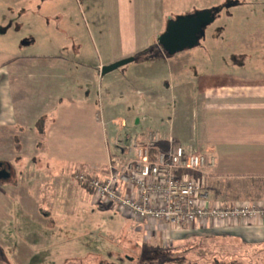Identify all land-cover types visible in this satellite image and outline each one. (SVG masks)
Returning <instances> with one entry per match:
<instances>
[{"label": "crops", "instance_id": "0c3cea01", "mask_svg": "<svg viewBox=\"0 0 264 264\" xmlns=\"http://www.w3.org/2000/svg\"><path fill=\"white\" fill-rule=\"evenodd\" d=\"M33 1L34 9L43 8L44 4H38L37 0ZM78 1L81 6L84 1L85 10L90 11L85 12L86 16L91 18L90 43L98 50L99 55L98 66L93 72L89 68L73 72L72 68L54 65V71L50 73H41L30 68L27 70L20 66L15 74H9L8 67L19 66L23 60L20 57L9 58L6 62L0 63V146L6 144L8 134L20 131L19 136L13 135L12 140L14 144H20V206L25 212L27 204L25 200L24 203L22 202V195L28 199L32 196V204L33 197L38 198V202H46V205L44 203L40 207H37V203L30 205L32 211H29L37 223L46 227L50 224L52 226L55 221L51 216L58 214L64 218L73 217L72 203H69L73 193L80 196L86 193L92 198V204H95L92 195L77 186L72 175L79 172L105 178L109 156L118 153L114 148L115 142L128 136L142 138L149 131L159 132L162 141L172 137L185 152L214 158V168L207 173L213 180L221 178L232 182L264 180V57L260 62H254V66L236 63V55L251 49L252 45L229 44V47H225L222 42H218L212 43L213 47H208V52L220 50L230 55L233 61L229 58H209L206 62L194 58H185L187 61L178 60L180 58H173L174 55L168 56L157 42L164 24V30L167 24L160 12L161 0ZM25 6L24 0H20V9ZM0 33V40L8 38L5 35L6 30ZM72 38L67 37L66 40ZM75 39H73L75 44L71 42L72 48L75 45L81 50L88 48L82 40L77 42ZM10 41L13 46L20 45L24 48L31 47L36 39L26 38L20 34L17 37L12 36ZM63 43L68 46L65 41ZM154 55L156 56L153 58ZM49 58L63 65L73 61L62 58L56 53L45 59ZM130 58L133 61L126 65L143 66L151 63L150 65L156 67L149 68L146 75L123 72L106 78L108 77L106 75L117 69L105 75L100 74L105 66ZM23 59L25 61L27 57ZM158 63L162 67L166 66L168 81L163 82L166 86L165 91L172 89L176 92L175 96L173 94L175 98L170 100L173 101V108L176 102L181 103L186 112H190L191 117L193 116L191 127L179 136L175 133L173 118L165 122L161 117L156 116L151 123L154 126L152 129H138L139 121L133 125L128 116L140 102L141 96L146 101L150 99L154 102L152 105L162 107L166 104L170 109V104L165 101L163 95L153 94L156 90L148 85V81L154 78L156 80L163 78L162 75L149 77V72L156 71ZM68 64L72 65V63ZM171 65L173 66L169 68ZM194 65H199V70L189 78L187 71ZM95 73L100 86L104 85L106 88L96 95L86 89L93 82L96 83ZM16 81H20V89L17 91L20 92L22 108L18 107L17 101L9 100L10 89L16 85L14 84ZM173 81L178 84L171 85ZM183 81L192 87L191 96L185 97L184 87H182L184 90L179 89L181 87L179 83ZM49 82L52 84L50 93L41 97L37 93L35 95V91L26 92V86L23 87V83L33 84L34 88L35 85L43 86L44 83ZM169 82L171 87L168 85ZM119 83L121 85L118 86ZM112 85L114 88L110 90L109 86ZM138 86L144 93L137 91L135 95H131L129 89L136 91ZM33 96L35 98L26 104V98ZM181 97L184 98L182 102L179 101ZM39 98L43 106L34 108L33 114L30 115L27 111L34 107V103ZM170 112L173 117L175 112L172 110ZM78 144L103 147L105 160L103 158L97 160L84 154L71 155L67 158L58 151L59 148L66 151L65 146ZM109 145H113L114 153L109 151ZM41 151L44 152L41 154ZM40 155L47 164L62 166L61 169L54 174L38 171L34 162ZM207 179L206 177V184ZM225 189L228 193L235 191L234 187ZM46 191L50 192L48 197L44 195ZM42 196L47 199L42 200ZM229 200L226 205L238 202L236 197ZM230 227L233 229V236L242 241L241 247H247L245 244L264 243V219L239 221L238 224L236 222Z\"/></svg>", "mask_w": 264, "mask_h": 264}, {"label": "rangeland", "instance_id": "374dc122", "mask_svg": "<svg viewBox=\"0 0 264 264\" xmlns=\"http://www.w3.org/2000/svg\"><path fill=\"white\" fill-rule=\"evenodd\" d=\"M37 1L38 4H44L43 8L38 7L39 11L33 8V0H24L26 6L21 8L22 10L20 0H0V32L6 30L5 35L10 39L20 34L26 38L36 39L35 44L24 48L20 45L13 46L8 38L0 40V63L6 62L9 58L20 57L23 60L21 61L23 64L19 66L8 67L9 74H15L20 66L27 70L30 68L33 71L50 73L54 71V65L72 68L73 72L88 68L93 72L98 66L99 55L98 50L90 43L92 25L91 18L85 13L90 12L85 10V2H82V8L78 0H76L77 3L75 0ZM161 3L160 12L165 17V23L203 10L211 11L213 14V22L203 28L198 44L192 49L174 55L173 58L185 61L194 58L205 62L209 58H229L233 61L230 55L220 50L208 52V47H213V44L218 42H222L225 47H229V44L240 46L245 43L253 46L249 50L239 52L242 56L236 55V63L239 65L254 66V62L258 63L264 57V0H161ZM29 4L30 6H27ZM164 28L165 24L162 33L165 31ZM54 36H56L55 40ZM67 37L73 38L66 40ZM77 37L78 39H75ZM73 39L77 42L82 40L88 48L81 50L76 45L72 48ZM63 41L68 46H65ZM54 53L73 61L63 65L53 59H45ZM161 53L164 54L163 51ZM24 57H27L25 61ZM150 64L146 63L143 66L129 64L105 77L109 78L123 72L146 75L149 68L156 67ZM158 65L156 71L149 72V77L162 75L163 78H157V80L154 78L148 81V85L156 90L153 94L163 95L165 101L169 102L170 109L166 104L162 107L152 105L154 102L150 99L146 101L141 96L140 102L128 116L133 125L139 121L138 129H152L154 126L151 123L156 116L161 117L165 122L173 118L175 133L179 136L191 127L193 116L191 117L190 112H186L181 103L176 102L173 108V101L170 100L175 98L173 94L175 96L176 92L172 89L165 91L166 86L163 82L168 81L166 66L162 67L160 63ZM199 65L191 66L189 69V66L187 67L189 78H192L199 70ZM95 82L86 87L92 94L96 95L99 91L106 90L104 85L100 86L97 74ZM14 84L16 85L10 89L9 100L17 101L18 107L22 108L20 92L17 91L20 89V81ZM174 84L178 83L173 81L171 85ZM179 85H181L179 89L185 88L183 89L185 97L192 95L190 84L183 81ZM24 86H26V92L35 91V95L37 93L41 97L50 93L52 84L44 83L43 86L35 85L33 88V84L23 83ZM109 87L112 90L114 85ZM137 91L144 93L139 86L136 91L129 89L131 95H135ZM34 98L35 96L27 97L25 103L31 102ZM180 99L179 101L182 102L184 98ZM40 101L41 98L37 99L34 107L27 111L30 115L33 114L34 108L43 106ZM171 110L175 112L173 117ZM13 133L8 134L6 144L0 146V163L11 177V181L0 180V264H97L100 261L112 264H178L180 261H183V264H211L214 260L227 262L235 260L239 264H264V243L245 244L247 247H241L242 241L233 236V229L230 226L236 222L238 224V220L231 223H219L217 227L208 225L206 228L178 230L171 226H156L154 223H137L113 208L92 204V198L86 193L81 196L72 194L69 203H72L73 217L64 218L57 214L51 216V219L55 220L52 226L51 224L46 227L41 226L29 212L32 211L30 205L37 203V207H40L44 203L46 205V202H38V198L33 197L32 204V196L28 199L22 195V202L24 203L25 200L27 204L26 212L20 206V144L17 145V149L12 140L13 135L18 137L20 131ZM165 143L163 139V147ZM174 143L179 146L175 140ZM65 149L66 151L59 148L58 151L67 158L71 155L84 154L97 160L102 158L105 160V151L101 146L78 144L65 146ZM109 151L114 153L113 145H109ZM43 152L41 151V154ZM34 166L38 168V171H48L51 174L62 167L55 166L53 163L47 164L41 155L35 158ZM209 176V174L206 175L208 178L206 189L210 192V198L221 206H227L226 203L230 202L229 199L232 197L238 198L237 203H264V183H260L261 189L255 192L252 189L253 181L232 182L224 178L213 180ZM191 177L198 176L192 174ZM233 187L234 192L228 193L225 189ZM251 191L254 193L248 194ZM49 193L46 191L44 195L48 197ZM256 196L259 198L255 199ZM43 198L44 196L42 200Z\"/></svg>", "mask_w": 264, "mask_h": 264}, {"label": "built area", "instance_id": "2783aa9c", "mask_svg": "<svg viewBox=\"0 0 264 264\" xmlns=\"http://www.w3.org/2000/svg\"><path fill=\"white\" fill-rule=\"evenodd\" d=\"M162 144L159 132L118 139V153L109 156L105 178L76 173L73 181L92 195L96 205L113 208L137 223L178 230L264 219L262 202L227 206L213 202L206 175L214 168V158L185 152L172 137Z\"/></svg>", "mask_w": 264, "mask_h": 264}, {"label": "water", "instance_id": "95a60500", "mask_svg": "<svg viewBox=\"0 0 264 264\" xmlns=\"http://www.w3.org/2000/svg\"><path fill=\"white\" fill-rule=\"evenodd\" d=\"M212 22L213 14L208 10L200 11L194 15L178 17L175 20H169L164 33L157 39L158 45L168 56L192 49L198 44V39L203 28ZM132 61L133 59L130 58L105 66L102 68L101 74L110 73ZM2 166L0 163V180H8L10 175L5 169H2Z\"/></svg>", "mask_w": 264, "mask_h": 264}, {"label": "trees", "instance_id": "16d2710c", "mask_svg": "<svg viewBox=\"0 0 264 264\" xmlns=\"http://www.w3.org/2000/svg\"><path fill=\"white\" fill-rule=\"evenodd\" d=\"M17 145H18V144L15 143V147H16V148L18 147ZM17 149H18V148H17ZM10 179H11V177L9 178L8 181H11ZM252 181H253V180H252ZM253 182H254V183L252 184V189H254L255 192H258V191L261 189L260 185L264 183V180L253 181ZM260 183H261V184H260ZM212 189H213V188H212ZM250 193H254V192H253V191L248 192V194H250ZM258 198H259V197L256 196L255 199H258ZM255 199H252V200H255ZM97 264H112V263H108V262H106V261H100V262L97 263ZM178 264H183V261L178 262ZM211 264H239V262H237V261H235V260L228 261V262H227V261H222V260H214Z\"/></svg>", "mask_w": 264, "mask_h": 264}, {"label": "flooded vegetation", "instance_id": "af4514ba", "mask_svg": "<svg viewBox=\"0 0 264 264\" xmlns=\"http://www.w3.org/2000/svg\"><path fill=\"white\" fill-rule=\"evenodd\" d=\"M2 169H5L4 166H2ZM6 170V169H5Z\"/></svg>", "mask_w": 264, "mask_h": 264}]
</instances>
